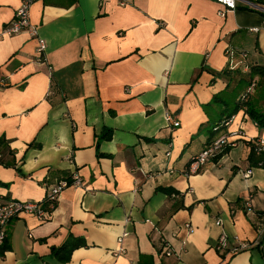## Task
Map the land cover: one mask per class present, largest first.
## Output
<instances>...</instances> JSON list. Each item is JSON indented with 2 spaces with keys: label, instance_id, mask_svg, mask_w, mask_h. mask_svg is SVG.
Returning a JSON list of instances; mask_svg holds the SVG:
<instances>
[{
  "label": "crops",
  "instance_id": "crops-1",
  "mask_svg": "<svg viewBox=\"0 0 264 264\" xmlns=\"http://www.w3.org/2000/svg\"><path fill=\"white\" fill-rule=\"evenodd\" d=\"M21 2L0 0V137L13 163L0 162V197L47 208L49 186L75 173L83 184L66 188L46 220L12 219L0 264H264V165L249 158L264 127L242 110L217 130L211 121L224 118L222 103L211 104L231 82L222 70L264 65V0L235 9L217 0H35L38 36L1 35ZM254 80L251 98L264 106V77ZM237 129L242 137L218 161L189 173L209 142ZM223 232L254 243L226 256L216 248ZM71 236L87 245L63 261L53 248Z\"/></svg>",
  "mask_w": 264,
  "mask_h": 264
},
{
  "label": "built area",
  "instance_id": "built-area-1",
  "mask_svg": "<svg viewBox=\"0 0 264 264\" xmlns=\"http://www.w3.org/2000/svg\"><path fill=\"white\" fill-rule=\"evenodd\" d=\"M35 0H22L21 5L16 10L14 19L5 26L1 35H11L27 30L32 36H38V29L31 24L30 19V9ZM218 2L224 4L230 9H235L237 7V0H217ZM264 27V26H263ZM259 27L254 28L255 31H259ZM47 49V43L43 38H39L38 45V58L45 60V51ZM247 52H244L243 56L247 57ZM256 83H253L247 90V93L243 96L244 100L248 99L250 93L254 91ZM242 111L245 112L244 109ZM236 115H232L228 120H226L225 125L228 126L233 122ZM166 119L169 123L174 126H178L180 122L175 120L174 116L170 113L166 114ZM218 127L215 128L217 130ZM241 129L234 131H227L221 133L213 142L206 146L201 152L195 155L189 163V173L198 172L201 166L206 164L210 160H219L222 155L225 154L229 146L235 145L237 139L242 137ZM257 152L261 153L264 151V141L258 139ZM170 154V152H167ZM253 167L247 169H241L240 172L245 179H248L253 174ZM83 184L81 176L77 173L73 174L71 179L60 180L57 184L49 186L45 200L50 201L49 208H44L37 201H26V200H5L0 197V245H2L7 239V228L9 222L24 214H35L39 219L46 220L49 217L50 212L56 208V203L58 202L61 193L69 186H80ZM252 208L251 198L248 197L246 201V209L250 210ZM217 224H221L220 220L216 221ZM128 233H124L119 238V243L122 244L123 238L127 236ZM254 243V242H252ZM252 243L242 240L239 235H234L232 238L228 236L225 232L221 233L217 243L216 248L226 256L234 255L242 250L251 247ZM257 243V241L255 242ZM124 248L119 247L117 253L123 252ZM171 253L170 251L168 252Z\"/></svg>",
  "mask_w": 264,
  "mask_h": 264
},
{
  "label": "trees",
  "instance_id": "trees-1",
  "mask_svg": "<svg viewBox=\"0 0 264 264\" xmlns=\"http://www.w3.org/2000/svg\"><path fill=\"white\" fill-rule=\"evenodd\" d=\"M8 25V24H7ZM224 74H230L231 82L228 83L224 92L216 93L211 104H219L222 103L223 110L221 111V116L223 119L212 118L211 121L217 124L215 126L219 128L225 127V122L232 115H236L242 109L245 110V113L253 119L260 127H264V106H261L260 103L252 100V93L249 94L248 99L244 100L243 96L247 93L248 88L256 83L255 76L259 75L264 77V65H253L250 72L248 74H232L231 69L222 70ZM239 75V76H238ZM232 82H234L233 87H231ZM256 87V86H255ZM243 91V92H242ZM242 92V93H241ZM112 136L111 130H105L101 134V138H110ZM211 142H209L210 144ZM207 144V146L209 145ZM257 144L254 143L250 153V161L253 165H264V151L258 153ZM12 154V150L10 149V141L6 139L4 136L0 137V162L5 164H13L11 161H7V156ZM72 176L67 179L70 180ZM167 192H171L174 196L179 194L178 191L173 190L172 188H165ZM42 203H46L47 208L50 206V201L42 200ZM57 205V203H56ZM86 241L83 238H78L75 236H71L67 241L58 248H53V252L63 261H66L70 258L72 251L81 246H85ZM4 249H8L7 240L2 245Z\"/></svg>",
  "mask_w": 264,
  "mask_h": 264
},
{
  "label": "rangeland",
  "instance_id": "rangeland-1",
  "mask_svg": "<svg viewBox=\"0 0 264 264\" xmlns=\"http://www.w3.org/2000/svg\"><path fill=\"white\" fill-rule=\"evenodd\" d=\"M254 90H255V88H254Z\"/></svg>",
  "mask_w": 264,
  "mask_h": 264
}]
</instances>
